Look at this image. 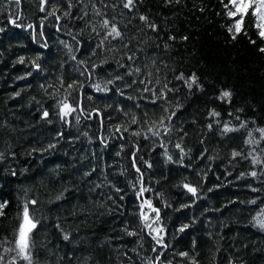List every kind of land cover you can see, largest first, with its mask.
Segmentation results:
<instances>
[{
  "label": "trees",
  "instance_id": "16d2710c",
  "mask_svg": "<svg viewBox=\"0 0 264 264\" xmlns=\"http://www.w3.org/2000/svg\"><path fill=\"white\" fill-rule=\"evenodd\" d=\"M126 2L0 0V264H264L256 18Z\"/></svg>",
  "mask_w": 264,
  "mask_h": 264
},
{
  "label": "snow or ice",
  "instance_id": "6c2138e0",
  "mask_svg": "<svg viewBox=\"0 0 264 264\" xmlns=\"http://www.w3.org/2000/svg\"><path fill=\"white\" fill-rule=\"evenodd\" d=\"M133 4H134V0H127L125 7H131L133 6ZM225 8L228 9L226 13L227 16L233 20L232 26L229 27L228 29L230 33H233L232 36L233 39H235L236 35L240 34L243 31L244 19L249 14V10H251V15L256 18V23L254 24V27L258 30L257 34L259 35L261 40H264V0H228V4H225ZM237 17H239V19H237ZM141 19L147 20V17L142 16ZM103 23L104 26L107 27L109 21L105 20ZM113 33L116 36L120 35L116 27H112L111 32L109 34L111 35ZM244 34L247 35L246 32ZM252 43H255V41H252ZM260 51L264 52V47L260 48ZM22 62L23 61L21 60V63ZM195 79L196 78L193 76L192 82H195ZM189 86H191V84ZM69 87H71V85H69ZM98 90H99V86H98ZM230 97H231V93L229 91H224L222 93L221 99L230 98ZM64 109L73 110L70 109V106L68 104H64ZM67 114H68L67 111H65V115ZM44 115L47 116L48 113L45 112ZM211 115L218 116L219 113L213 111ZM161 124L163 125V120L161 121ZM209 127H211V125H209ZM240 127L243 128L245 127V125L242 123ZM149 130L151 131V129ZM225 130L236 131L237 129L226 127ZM258 131L262 134V138H264V129H258ZM133 134L139 135V133H133ZM153 134L158 135L159 133L154 132ZM246 142L249 144L253 143L251 139H249ZM177 147H179V145H177ZM233 155H239V153H234ZM252 175L255 176L256 173L253 172ZM188 190L193 193H195L196 191L194 188L191 187H189ZM31 203L35 204V201H32ZM147 203H148V207L151 208V203L150 202ZM3 207L4 205L0 204V208ZM153 211H158V210L153 209ZM144 219L147 220L148 217L144 216ZM37 223L38 221H36L33 217L30 216L29 208L27 205H25L23 209L22 223L18 229V237L16 244H17L18 255H20L23 259L28 260L29 264H31V257L29 255V249L31 247V233L33 232L34 229H36ZM260 223L261 226L264 227V221H261ZM64 238L68 239V236H65Z\"/></svg>",
  "mask_w": 264,
  "mask_h": 264
}]
</instances>
